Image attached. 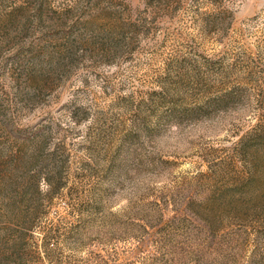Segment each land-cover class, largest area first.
<instances>
[{"label": "rangeland", "instance_id": "rangeland-1", "mask_svg": "<svg viewBox=\"0 0 264 264\" xmlns=\"http://www.w3.org/2000/svg\"><path fill=\"white\" fill-rule=\"evenodd\" d=\"M0 264H264V0H0Z\"/></svg>", "mask_w": 264, "mask_h": 264}]
</instances>
